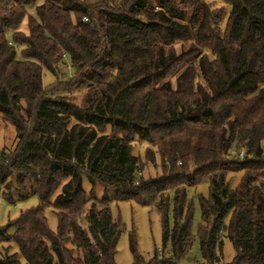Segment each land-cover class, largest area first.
Masks as SVG:
<instances>
[{"label":"trees","instance_id":"obj_1","mask_svg":"<svg viewBox=\"0 0 264 264\" xmlns=\"http://www.w3.org/2000/svg\"><path fill=\"white\" fill-rule=\"evenodd\" d=\"M224 1L225 22L227 8L205 0H0V126L17 134L0 153V188L11 204L39 203L0 243L16 242L26 264H116L111 203L130 201L158 210L172 246L147 260L132 241L133 264H179L194 240L187 188L209 183L203 264H264V0ZM45 70L57 78L48 89ZM84 178L116 197L97 199Z\"/></svg>","mask_w":264,"mask_h":264},{"label":"rangeland","instance_id":"obj_2","mask_svg":"<svg viewBox=\"0 0 264 264\" xmlns=\"http://www.w3.org/2000/svg\"><path fill=\"white\" fill-rule=\"evenodd\" d=\"M209 4L213 5L214 9L227 8L224 22L226 21L228 14V5L224 0H205ZM89 3H93L94 0H88ZM23 29L26 30V23L23 25ZM12 37L11 32L8 33V38ZM180 49V47L178 46ZM62 73L67 77L72 76V71L68 66L63 67ZM57 81V78L49 71L45 70L43 74V85L45 88H49ZM79 99L83 98V93L79 90L72 92ZM17 146V134L13 125L5 122H1L0 126V153L15 150ZM148 146H142L139 148L141 156L146 153ZM136 152V153H137ZM159 169V168H158ZM148 171L154 175L158 170L149 165ZM160 172V169H159ZM242 173H232L229 176V183L232 189L239 187L242 180ZM83 188L87 193L94 192L97 199L102 200L104 197L114 199L116 197V191L112 189H105L102 185H93L88 179L84 178ZM187 200L188 205L192 209V234L194 237L192 246L188 254L179 261V264H203L204 260L201 254V246L199 239V230L202 225L201 216V198H209L210 184L203 183L197 187L187 188ZM170 206V226H174V214H173V196H171ZM38 199L33 197L26 202H16L15 204L9 203L0 188V227H7L9 224H15L13 228L9 229V234L15 232L16 223L21 219L22 215L28 211L38 207ZM111 210L115 220L120 221L123 233L119 239L117 245V253L115 256L116 264H133L134 254L131 246L132 241L135 242V248L139 255L145 259H151L156 254L159 258L170 257L172 253L171 243L164 244L163 241V225L162 217L157 209L147 206L139 205L135 202L125 201L116 202L112 201ZM48 221V226L51 231L56 232L58 226V219L53 209L49 208L45 212ZM80 225L88 231L89 225L86 219V211L79 218ZM223 246L221 252H219L223 263H231L236 257V251L227 237H223ZM6 255L14 256L16 259L21 260V264H26L20 253L18 244L14 241H5L0 243V257ZM78 257V254H74Z\"/></svg>","mask_w":264,"mask_h":264},{"label":"water","instance_id":"obj_3","mask_svg":"<svg viewBox=\"0 0 264 264\" xmlns=\"http://www.w3.org/2000/svg\"><path fill=\"white\" fill-rule=\"evenodd\" d=\"M237 143H238V137H237V139L234 142L233 151H236V149H237ZM6 230H7V227H0V232H5Z\"/></svg>","mask_w":264,"mask_h":264}]
</instances>
